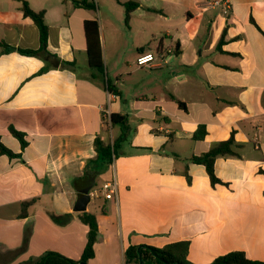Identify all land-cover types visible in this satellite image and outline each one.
Here are the masks:
<instances>
[{"label": "crops", "instance_id": "0c3cea01", "mask_svg": "<svg viewBox=\"0 0 264 264\" xmlns=\"http://www.w3.org/2000/svg\"><path fill=\"white\" fill-rule=\"evenodd\" d=\"M21 1L45 13L48 41L37 56L1 44L40 49ZM91 1L95 9L0 0V138L20 155L0 154V264H30L47 251L80 260L88 235L80 193L90 196L85 211L99 227L89 264H126L130 246L172 243L188 245L192 264L236 251L264 263V0H229L228 15L208 0ZM127 2L139 5L128 22ZM87 20L99 23L105 71L119 93L110 105L88 65ZM176 47L161 68L136 65L142 53ZM138 70L145 72L133 79ZM107 112L126 116L130 133L112 165L90 174L96 137L112 144L121 134ZM202 125L207 135L197 140ZM11 127L23 133L24 149ZM232 134L235 155L215 160L220 182L212 183L190 159ZM113 179L117 199H106L102 185Z\"/></svg>", "mask_w": 264, "mask_h": 264}, {"label": "trees", "instance_id": "16d2710c", "mask_svg": "<svg viewBox=\"0 0 264 264\" xmlns=\"http://www.w3.org/2000/svg\"><path fill=\"white\" fill-rule=\"evenodd\" d=\"M73 5L77 8L83 9H95L96 3L91 0H70ZM21 10L23 14L31 18L37 25L40 33V49L39 50H24L15 49L9 45L1 43L6 52H11L17 50L20 54L26 56H37L42 51L46 50V45L48 41L49 28L44 20V11L36 12L34 11L26 1H21ZM125 8V21L128 22L132 12L139 7L135 2H127L123 4ZM85 38L87 43V56L88 65L94 71L92 77L96 79H101L105 88L108 92L112 94H119L118 91L112 86L107 78L105 71V64L103 60V53L101 47V41L99 36V23L97 20H87L84 23ZM224 32L222 38L219 42V46L224 42ZM176 53H179L178 47L175 48ZM178 106L185 109V104L178 101ZM109 124L112 126L120 125L121 134L116 138L112 144H105L100 137H96L94 141L95 151L97 153V158L95 160H90L87 163V172L91 170L90 174H101L105 172L114 161V154L116 147L124 142L130 133V128L128 125V119L124 115L110 114ZM11 133L15 136L21 143V148L24 149L27 146V142L24 139L23 133L17 131L13 127L10 128ZM207 135V130L204 125L200 126L196 131L194 138L197 140H202ZM235 146L234 134L226 140L217 144L215 147L210 149L208 152L203 153L200 156H194L190 159L191 162L203 165L209 175L210 181L212 183H218L220 180L217 178L215 173V160L218 157L235 155L233 147ZM0 154L6 155L10 158L19 157V154L13 153L8 149L1 141L0 138ZM30 203H25L26 207ZM79 219L88 227L87 242L81 256L80 260H74L68 258L60 253L54 251L45 252L38 260L30 262V264H79L84 262V264H89V261L95 256V244L97 243L99 236V227L97 223L96 216L89 212H82L79 215ZM153 252L156 253L154 256ZM188 245L186 243H172L163 248H155L150 246H144L141 249L142 260L144 264H168V262H178L181 264H192L187 259ZM126 264H139V254L138 246H130L125 250L124 253ZM210 264H264L260 261L249 260L243 252H232L221 256L214 260Z\"/></svg>", "mask_w": 264, "mask_h": 264}, {"label": "built area", "instance_id": "2783aa9c", "mask_svg": "<svg viewBox=\"0 0 264 264\" xmlns=\"http://www.w3.org/2000/svg\"><path fill=\"white\" fill-rule=\"evenodd\" d=\"M207 7L216 8L220 7L224 15H228L231 10L229 0H208ZM177 54L175 48H161L154 53H142L136 59L137 67H153L161 68L170 62L171 56ZM115 96L109 92L108 105ZM110 114L107 112L106 117L109 118ZM119 184L116 180H111L102 185V192L106 199H117Z\"/></svg>", "mask_w": 264, "mask_h": 264}, {"label": "rangeland", "instance_id": "374dc122", "mask_svg": "<svg viewBox=\"0 0 264 264\" xmlns=\"http://www.w3.org/2000/svg\"><path fill=\"white\" fill-rule=\"evenodd\" d=\"M71 9L72 8H70V12H71ZM77 13H80V14H82L83 12L82 11H80V10H77L76 11ZM91 13V12H90ZM96 16H98V15H96ZM73 30H74V43L78 46L79 45V43H82V41H83V38H82V35H81V31H80V33H78L79 32V30L77 29V27L76 26H74L73 27ZM78 31V32H77ZM102 53H103V46H102ZM77 55L79 56V53H77ZM105 55L103 54V60L105 61V57H104ZM78 59H80L81 61H84L85 63H86V60H87V58H86V54H84V52H82L81 54H80V56H79V58ZM106 62H108L109 63V59L108 58H106ZM105 63V62H104ZM134 63V67H136L135 66V62H133ZM107 69V68H106ZM110 69H111V67H110ZM145 71H140V70H138V73H136V74H133L132 75V78L133 79H137V78H140V77H142V74L141 73H144ZM124 77H127V76H124Z\"/></svg>", "mask_w": 264, "mask_h": 264}, {"label": "water", "instance_id": "95a60500", "mask_svg": "<svg viewBox=\"0 0 264 264\" xmlns=\"http://www.w3.org/2000/svg\"><path fill=\"white\" fill-rule=\"evenodd\" d=\"M90 201V196L88 194H85V193H80L79 194V197H78V201H77V206H76V210L79 211V212H83L86 210V207H87V204L89 203ZM144 246H139L138 247V254H139V264H144L143 260H142V255H141V249L143 248ZM154 256H156V253L153 252ZM79 264H84V262H80ZM168 264H181V263H178V262H168Z\"/></svg>", "mask_w": 264, "mask_h": 264}]
</instances>
